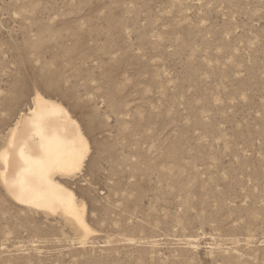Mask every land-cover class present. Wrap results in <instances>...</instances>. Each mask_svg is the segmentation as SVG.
I'll return each mask as SVG.
<instances>
[{"label": "rangeland", "instance_id": "obj_1", "mask_svg": "<svg viewBox=\"0 0 264 264\" xmlns=\"http://www.w3.org/2000/svg\"><path fill=\"white\" fill-rule=\"evenodd\" d=\"M36 92L92 231L0 182V264H264V0H0V150Z\"/></svg>", "mask_w": 264, "mask_h": 264}, {"label": "bare ground", "instance_id": "obj_2", "mask_svg": "<svg viewBox=\"0 0 264 264\" xmlns=\"http://www.w3.org/2000/svg\"><path fill=\"white\" fill-rule=\"evenodd\" d=\"M89 153V141L72 115L36 92L0 150V182L16 204L58 214L85 238L92 231L85 204L69 180L86 165Z\"/></svg>", "mask_w": 264, "mask_h": 264}]
</instances>
